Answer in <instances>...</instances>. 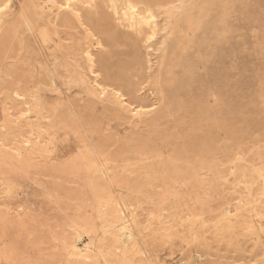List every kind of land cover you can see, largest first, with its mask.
Here are the masks:
<instances>
[{"label": "rangeland", "instance_id": "1", "mask_svg": "<svg viewBox=\"0 0 264 264\" xmlns=\"http://www.w3.org/2000/svg\"><path fill=\"white\" fill-rule=\"evenodd\" d=\"M44 1L31 2L32 10L39 17L36 29L28 31L27 41L29 50L35 56L48 59L49 47L44 44L42 33L48 26L46 21L52 9ZM33 3L38 5L36 9ZM14 9V12L19 10L29 15L23 0H14ZM207 9L209 11H206L204 26L199 33L203 41L193 46L192 35L188 36V49L193 47L194 51L190 55L185 50L179 52L180 64L178 71H175L179 74L173 76L169 90L174 89L171 92L175 103L178 101L175 104L177 114L180 113L178 119L185 122L179 124L174 133L186 132V128L191 126L190 136L194 134L192 137L196 140L199 137L200 143H204L209 135V139L213 136L207 153L198 157L199 164H205L208 168H119L115 174L105 173L102 185L106 183L108 189L103 193L115 199L124 215L122 222L130 225L134 238L119 246L113 245L110 239L121 225L104 224L98 211L99 199L94 201L88 190L83 195L74 189L77 184L69 181L72 179L68 174L51 170L64 168L66 164L58 163L55 157L50 160L36 155H27L25 160H21L13 149V143L6 145L5 151L0 154V168L5 182L0 190V219L3 222L0 233L5 238L4 249L16 247L25 264H264V0H226L221 10L214 12ZM10 17L6 15V19ZM117 40L121 46L117 47L116 41L112 42L106 47L107 51L121 54L128 50L127 37L120 33ZM71 93L66 95V101L76 115L75 104L83 105L87 98L80 97L78 89H73ZM44 95V102L52 105L54 95L50 92ZM50 108L54 109L53 106ZM96 111L98 114L100 107ZM189 120H193V123ZM111 127L125 134V127H117L115 122ZM82 133L83 146L95 141L83 129ZM159 145V151L169 158L172 146H163L161 142ZM66 157L68 154L61 156V159L65 160ZM99 162H103L101 158ZM84 219H91L94 233L91 237L83 235L76 238V224ZM54 236L72 245L78 244L80 250H87L89 257L78 255L71 258L64 255L58 247L52 246L54 242H59L54 241ZM3 264H10V261Z\"/></svg>", "mask_w": 264, "mask_h": 264}, {"label": "bare ground", "instance_id": "2", "mask_svg": "<svg viewBox=\"0 0 264 264\" xmlns=\"http://www.w3.org/2000/svg\"><path fill=\"white\" fill-rule=\"evenodd\" d=\"M31 2L23 0V4L27 5L29 11V15H24L19 10L14 12V0H0V115H2L0 154L5 151L4 146L13 143V149L21 160H25L27 155H36L50 160L55 157L58 163L66 164L64 168L51 170L68 174L69 179H72L69 181L77 184L74 189L83 195L88 190L94 201L99 199L98 211L104 224L106 226L121 225L117 233L111 234L112 244L124 245L133 238V233L130 225L122 222L124 215L122 216V210L115 203V199L103 193L108 189L106 183L102 185V181L105 182L103 177L105 173L115 174L119 168H208L205 164H199L198 157L207 153L212 145L213 136L209 139V135L204 143H200L199 137L196 140L193 138L194 134L193 137L190 136L191 126L186 128V132L183 130V132L174 133L178 125L185 122L180 118L181 116L178 119L180 113L177 114L175 105L178 101L175 103L173 98L171 91L174 89H169L170 86L172 87L173 76L177 74L175 71L180 64L179 52L185 50L190 55L193 50V47L188 49L186 39L191 34L193 46L201 44L203 40L199 33L204 26L207 8L214 12L221 10L226 5V0H45V5H51L52 9L49 10L52 14L46 21L48 26L42 33L43 42L49 47L48 59L35 56L28 47L27 33L29 30L36 29L39 17L32 10ZM32 5L35 9L38 6L35 3ZM15 13L18 15L15 16ZM6 15L12 17L6 19ZM120 33L128 38V50H124L121 54L107 51L106 47L112 42L116 41L115 46H121L117 42ZM115 56H117L116 60ZM194 63L196 64V61ZM73 89L79 90L80 97L87 98L85 104H75L76 115L72 113L66 101V95H71ZM46 92L52 93L55 97L50 105L54 109L50 108L49 103L44 102ZM97 107H100L98 114ZM192 121L189 120L193 123ZM112 122H115L117 127H125V134H121L118 128L113 130ZM233 123H235L234 120ZM82 129L95 140L92 144L82 145L84 141ZM159 142L163 146H172L169 158H165L164 153L159 151ZM214 142H216L215 139ZM67 154L68 158L62 160L61 156ZM99 158L102 159V163L99 162ZM229 165L226 166L229 167ZM19 176H21L20 173ZM4 185V174L0 168V190L4 188ZM124 210L126 212V209ZM1 226L3 222L0 219V231ZM1 233L0 264L5 261H10V264H25L23 257L21 258L22 254L16 247L4 249L5 238ZM74 233L76 238H82L83 235L91 237L90 235L94 233V224L91 219L77 222ZM53 238L54 241L58 240L57 236ZM58 241L52 246L58 247L64 255L71 258L78 255L89 257L87 250H80V247H77L78 244L72 245L64 239ZM76 241L78 243L77 239ZM83 243L86 245L85 241ZM88 247L90 248V245Z\"/></svg>", "mask_w": 264, "mask_h": 264}]
</instances>
